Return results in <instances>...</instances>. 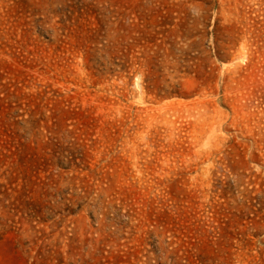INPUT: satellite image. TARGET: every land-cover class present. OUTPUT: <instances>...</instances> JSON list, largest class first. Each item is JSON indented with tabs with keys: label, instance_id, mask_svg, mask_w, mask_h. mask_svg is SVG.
<instances>
[{
	"label": "rangeland",
	"instance_id": "374dc122",
	"mask_svg": "<svg viewBox=\"0 0 264 264\" xmlns=\"http://www.w3.org/2000/svg\"><path fill=\"white\" fill-rule=\"evenodd\" d=\"M0 264H264V0H0Z\"/></svg>",
	"mask_w": 264,
	"mask_h": 264
}]
</instances>
